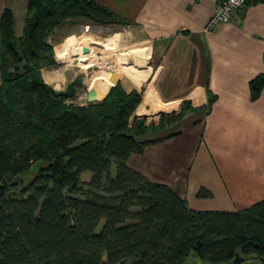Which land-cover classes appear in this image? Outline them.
<instances>
[{"label":"trees","instance_id":"16d2710c","mask_svg":"<svg viewBox=\"0 0 264 264\" xmlns=\"http://www.w3.org/2000/svg\"><path fill=\"white\" fill-rule=\"evenodd\" d=\"M73 19L128 24L96 0H28L21 35L11 9L0 17V264H182L191 252L209 264L237 255L264 264V200L194 210L128 165L165 138L139 139L149 126L178 123L183 111L132 122L137 86L74 105L43 82L40 68L55 63L49 38ZM263 85V75L252 80L254 98Z\"/></svg>","mask_w":264,"mask_h":264},{"label":"crops","instance_id":"0c3cea01","mask_svg":"<svg viewBox=\"0 0 264 264\" xmlns=\"http://www.w3.org/2000/svg\"><path fill=\"white\" fill-rule=\"evenodd\" d=\"M96 1L148 42L133 50L147 73L137 86L145 89L135 114L158 115V123L162 115L184 112L166 125L174 127L169 133L139 138L165 137L132 154L128 165L194 210L237 211L264 200V85L256 98L251 89L264 76V0H248L211 29L218 0ZM27 2L0 0V17L11 9L15 31L24 27ZM202 189L208 195H199Z\"/></svg>","mask_w":264,"mask_h":264},{"label":"rangeland","instance_id":"374dc122","mask_svg":"<svg viewBox=\"0 0 264 264\" xmlns=\"http://www.w3.org/2000/svg\"><path fill=\"white\" fill-rule=\"evenodd\" d=\"M22 29H23V26L21 23V26L17 27V30L15 31L16 34L21 35ZM116 33H119L121 35V37L118 40V45L120 44L119 45L120 47L125 48L126 46L142 43V42H139L140 39L137 40L136 34L132 31H130V29L125 27L123 24L122 25L121 24L120 25L119 24L101 25V24H96V23H93V22L85 20V19H73V20L67 21L66 23H64L63 26L56 29L54 31V33L49 38V43L51 44L52 49H53L55 63L53 65H45V66L40 68L39 73H40L41 79L43 80V82L47 86L51 87L54 91L58 92V91L66 90L67 85L75 76H77L81 73H84L87 77V83L84 85L78 86L76 95L71 97V98H67V100H66L67 104H74V105H88L90 103H93L95 105H101L103 103V101L106 97L103 100H97L94 102H89L87 99V92H88L89 88H91V86L95 82L100 84L102 81H105V83L101 87V89L102 90L107 89L106 93L108 92V94L110 93L111 89L114 86H116L117 84L119 85V87H121V89L126 90L125 87H127V86H126V83L124 81V78L117 76V74L114 73V70H107V69L101 68L95 63L90 64V66L87 68L86 72H83L77 66L69 67V68L63 70L62 72H60V71L56 72L57 67L62 66V63L60 61H58L55 57L54 49H55L56 45L63 43L64 41H68V40L70 41V40L75 39V38H77L81 35H84V34H91L93 37L98 38V39L100 38L103 40V38L104 39L109 38ZM101 51H102V48L100 49L98 47H92V51H91L92 54L86 60L90 61L92 57L99 55L101 53ZM132 52H133L132 55L136 54L137 57H138V55L140 56V53H138L137 51L132 50ZM130 61L131 60H129V65H132V62H130ZM139 65H140V63H139ZM143 67H144V65H143ZM149 67L150 66H149V62H148V69H149ZM53 69H56V70H53ZM45 70L52 71V73H53V74H51V78H50L51 81L49 83H46V81H45V77H44V71ZM15 72H17V71H15ZM145 73H146V71H145ZM114 75H115V82H113L111 79ZM146 75H147V73H146ZM147 83L145 82L144 84H147ZM113 84H115V85H113ZM131 87H133V86H130V88ZM137 89H139L140 91H143V89H145V87L142 86V87L137 88ZM135 112H136V110H135ZM137 117L139 118L138 120H144L147 125H151V123L154 122L155 119L159 118L158 115H156L155 117L149 119V117H147V116H139V115H136L134 113V115L131 118V121L133 122V120ZM160 119H161V117H160ZM172 130H174V127H170V129H166V127H165V129H164V128H155V127L153 128L152 126H149L148 127V131H149L148 134L150 137H156L159 135L167 134ZM44 166H46V163H44V162L35 164V166L32 169V172L28 176H25V178L29 177L30 175H34L40 168H42ZM182 264H209V262L200 258L195 253L191 252L185 258V260Z\"/></svg>","mask_w":264,"mask_h":264},{"label":"bare ground","instance_id":"6f19581e","mask_svg":"<svg viewBox=\"0 0 264 264\" xmlns=\"http://www.w3.org/2000/svg\"><path fill=\"white\" fill-rule=\"evenodd\" d=\"M120 37L121 35L116 33L113 36L106 39L103 38L102 40L93 37L91 34H84L70 41H64L63 43L56 45L54 49L55 57L62 63V66L57 67V70H53H56V72H62L69 67L77 66L83 72H86L90 64L95 63L101 68L114 70V73L117 74V76L124 78L127 89H129L130 86H141L146 76V70L139 57H137L136 54L132 55V50L144 47L148 45V42L134 44L123 48L119 46L120 44L118 45ZM84 47H88L87 52L84 51ZM92 47L102 48V51L99 55L94 56L90 61H87L86 59L92 54ZM129 60H131L130 62H132V65H129ZM51 74H53L52 71H44L46 83L51 81ZM111 79L115 82V75ZM104 83L105 81H102L100 84L95 82L92 86L97 85L100 92L106 93V91L101 89Z\"/></svg>","mask_w":264,"mask_h":264},{"label":"water","instance_id":"95a60500","mask_svg":"<svg viewBox=\"0 0 264 264\" xmlns=\"http://www.w3.org/2000/svg\"><path fill=\"white\" fill-rule=\"evenodd\" d=\"M84 51L87 52L88 51V47H84ZM86 75L84 73H81L77 76H75L67 85L66 90L61 91V93L63 95H65L68 98H71L73 96L76 95L77 92V87L84 85L86 83ZM108 93H102L98 90L97 85L92 86L91 88H89L88 92H87V99L89 102H94L97 100H103ZM246 258L240 257L239 255H237L234 260H232L231 262L227 263V264H241L245 261Z\"/></svg>","mask_w":264,"mask_h":264},{"label":"built area","instance_id":"2783aa9c","mask_svg":"<svg viewBox=\"0 0 264 264\" xmlns=\"http://www.w3.org/2000/svg\"><path fill=\"white\" fill-rule=\"evenodd\" d=\"M248 0H218L214 14L207 29L214 28L226 21L247 4Z\"/></svg>","mask_w":264,"mask_h":264}]
</instances>
